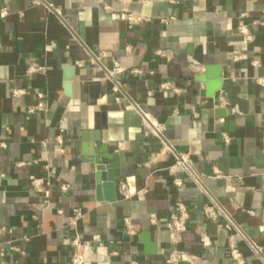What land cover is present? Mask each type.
<instances>
[{"label":"crops","instance_id":"1","mask_svg":"<svg viewBox=\"0 0 264 264\" xmlns=\"http://www.w3.org/2000/svg\"><path fill=\"white\" fill-rule=\"evenodd\" d=\"M123 11L146 21L129 29L113 18ZM240 22L253 35L249 44L238 33ZM206 66L218 69L224 87L213 98L201 95L205 85L195 80ZM31 67L42 70L29 73ZM67 67L74 69L70 95ZM166 80L181 93L160 92ZM262 80L264 0H0L4 261L69 264L77 233L89 250L85 264H165L169 249L209 264H236L228 258L232 232L222 227L225 220L205 218L208 197L180 170L169 171L172 155L144 136L135 107L163 126L166 143L188 155L208 196L264 253ZM97 129L107 152L118 155L114 202L97 201L94 173L82 161ZM31 176L42 180L48 198L33 189ZM61 185L69 187L65 193ZM176 202L189 219L174 245L165 219ZM74 211L81 214L75 228L69 225ZM124 217L134 235L125 233ZM199 233L210 247L200 246ZM235 244L245 264H262L243 240Z\"/></svg>","mask_w":264,"mask_h":264},{"label":"built area","instance_id":"2","mask_svg":"<svg viewBox=\"0 0 264 264\" xmlns=\"http://www.w3.org/2000/svg\"><path fill=\"white\" fill-rule=\"evenodd\" d=\"M121 3H128L132 1H139L142 3L150 4L152 0H118ZM257 1V0H252ZM34 4H38V0H33ZM48 8L51 9L52 6L48 5ZM3 14L5 12L3 11ZM113 18L116 20L125 21L128 25V28L131 29L133 27L139 26L143 24L146 20L141 15L135 13H129L127 11H123L120 14L113 15ZM172 20V18L170 19ZM163 23H167L166 21H162ZM238 33L241 36L242 42L244 44H249L253 40V35L248 31L246 26L241 22L238 25ZM42 68L40 67H31L28 72L33 73L36 71H41ZM111 76V73H110ZM261 84H264V80L260 81ZM113 91H118V85L115 84L113 86ZM159 91L163 93H171L172 95H179L181 93L180 88H178L173 82L171 81H164L159 85ZM22 91H12L13 96H18L22 94ZM38 98L41 99L42 96L38 94ZM118 101V99H116ZM136 112L142 117V122L144 125V136L145 137H154L157 139L162 146L160 153H169L172 155L173 164L169 167L170 172H175L180 170L187 178H189L199 189V191L205 194L209 202L203 207V213L205 218L208 221L216 222L218 218H223L225 220V224L222 227L228 231L232 232V235L229 239L228 245V258L231 261H234L236 264H245L243 257L236 247L235 240L241 239L246 244L247 248L251 251L252 255L257 258L262 264H264V253L261 246L256 244L255 242L249 240L247 237L243 236L240 232V229L231 221L222 210V208L218 205V203L208 196L207 192L204 190L199 177L192 171L190 160L187 154L179 153L174 151V149L168 145L163 137V126L158 123L156 119L150 116L147 113H144L138 107H135ZM34 112V109H28L26 111L27 116L31 115ZM222 122V120L220 121ZM223 141L225 144L229 143L230 138L223 134ZM0 148H5L4 144H0ZM31 186L34 190L38 193H43L45 198L49 197V191L43 189V183L41 179H36L33 176L29 177ZM175 185L177 187H181L182 183L179 179L175 180ZM124 188V186H121ZM67 185H61L59 187L60 191L65 193L68 190ZM58 214H61V211H58ZM73 217L70 218L69 225L73 228L76 227L78 220L81 218V214L79 211H74ZM189 219V212L186 206L182 202H176L174 205L173 211H171L168 217L165 219V228L169 234V239L172 244H178L181 235L187 231V222ZM123 225L125 228V233L129 236L134 235V226L130 218L124 217L123 218ZM5 229L0 227V233L4 232ZM264 231V226H263ZM10 232V231H9ZM25 241L28 239L25 238ZM198 243L203 248H208L211 246V241L207 235L204 233L198 234ZM71 246L73 248L72 254L69 260V264H85L86 257L89 253V250L85 243L80 240V237L77 233H75L73 240L71 241ZM17 253L24 255V252L19 249L18 247H11ZM4 255L2 249H0V264H7L4 261ZM165 264H178V263H185V264H209L208 262L202 260L200 257L191 255L185 251H180L177 249H169L165 255ZM135 264V263H131Z\"/></svg>","mask_w":264,"mask_h":264},{"label":"water","instance_id":"3","mask_svg":"<svg viewBox=\"0 0 264 264\" xmlns=\"http://www.w3.org/2000/svg\"><path fill=\"white\" fill-rule=\"evenodd\" d=\"M196 61L202 64L200 59H196ZM73 72L72 67L66 68L65 89L67 95L71 94ZM195 80L205 85L204 93L201 95L207 98H213L215 92L224 88L220 82V72L214 67L206 66L204 73L196 77ZM104 125L103 122L102 127ZM84 135L83 140L88 141ZM94 136V139H90L91 145L87 146V152L83 153L82 161L89 164V170L94 173L97 201L114 202L115 180L119 178L118 155L116 153L109 154L107 148L100 142V129L95 130ZM144 241L147 245V240Z\"/></svg>","mask_w":264,"mask_h":264}]
</instances>
